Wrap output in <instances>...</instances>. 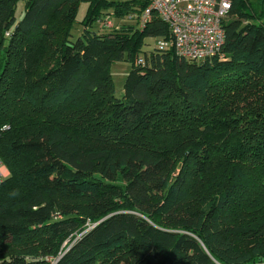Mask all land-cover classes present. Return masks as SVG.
<instances>
[{
	"label": "trees",
	"instance_id": "16d2710c",
	"mask_svg": "<svg viewBox=\"0 0 264 264\" xmlns=\"http://www.w3.org/2000/svg\"><path fill=\"white\" fill-rule=\"evenodd\" d=\"M18 2L0 0V264H264V0H232L202 62L156 48L147 0H28L16 20ZM108 7L136 24L89 31Z\"/></svg>",
	"mask_w": 264,
	"mask_h": 264
},
{
	"label": "built area",
	"instance_id": "2783aa9c",
	"mask_svg": "<svg viewBox=\"0 0 264 264\" xmlns=\"http://www.w3.org/2000/svg\"><path fill=\"white\" fill-rule=\"evenodd\" d=\"M147 1L148 6L137 17V26L143 28L152 14L166 24L169 40H154L159 51L171 48L177 57L194 62L221 56L224 44L222 22L230 11L232 0ZM127 20L131 21L130 18ZM138 62L142 63L141 60ZM7 176V169L0 160V184Z\"/></svg>",
	"mask_w": 264,
	"mask_h": 264
},
{
	"label": "rangeland",
	"instance_id": "374dc122",
	"mask_svg": "<svg viewBox=\"0 0 264 264\" xmlns=\"http://www.w3.org/2000/svg\"><path fill=\"white\" fill-rule=\"evenodd\" d=\"M123 0H105V2L108 5L111 4H117L122 2ZM252 4H254L253 7H257L256 4L260 0H251ZM92 8L89 3H81L78 6L77 13L74 19L73 24L71 25L70 29V36L71 40H76L77 38L81 37L84 31V23L89 17V13L91 12ZM24 12V2L19 1L17 4V9L15 12V19L19 20ZM112 9L111 7H108L106 9H99L97 14V20L93 21L90 25L89 31L97 33V34H106L109 31L113 32L121 28V26L125 25H135V21H128V20H121L119 18H115L111 16L112 14ZM146 46L143 47L141 51V56L142 52L145 51H150L153 47V41L151 39L145 40ZM131 66L130 63H128L125 59L121 61H114L110 64L109 66V75L110 79L113 84L114 88V96L115 98L120 99L123 94V84L126 79V76L128 72L130 71ZM8 172V171H7Z\"/></svg>",
	"mask_w": 264,
	"mask_h": 264
}]
</instances>
